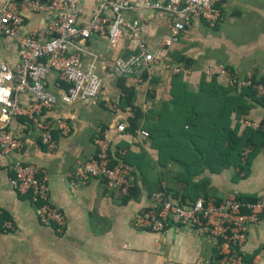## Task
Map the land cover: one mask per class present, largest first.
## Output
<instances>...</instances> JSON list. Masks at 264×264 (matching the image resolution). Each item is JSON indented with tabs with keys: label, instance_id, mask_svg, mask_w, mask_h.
<instances>
[{
	"label": "crops",
	"instance_id": "obj_1",
	"mask_svg": "<svg viewBox=\"0 0 264 264\" xmlns=\"http://www.w3.org/2000/svg\"><path fill=\"white\" fill-rule=\"evenodd\" d=\"M5 1L0 0V6ZM26 1L15 0L23 14L19 32L48 40L47 27L52 14L32 12ZM109 1L129 3L134 10L125 17L140 26L151 55L174 64H186L187 72L173 75L156 65L139 77H115L116 61L137 52L126 33L116 45L100 35L79 44L83 50V68L92 67L102 81L101 94L96 100L68 103L65 100L68 87L60 82L58 74L50 72L46 76L47 88L55 94L58 104L44 114V119L53 125L65 121L71 127V134L62 137L55 133L59 148L51 153L27 118L11 120L9 129L19 134L24 148L11 157L0 151V210L3 222L13 224L7 232L0 226V264H264V220L250 226L247 242L235 251L176 221L169 223L163 236L135 229L133 216L151 205V194L160 187L180 188L173 181L180 167L173 162L171 152L162 150V141L148 139L132 145L131 135L116 132L120 124L129 126L134 117L133 108L143 116L140 129L157 123V113L172 100L175 84L182 82L189 92L198 93L204 80L209 83L215 79L233 100L231 107L235 110H231L228 120L231 129L236 130L235 139L243 138L247 144L242 150L250 148V153L244 164L241 160L238 163L235 156L228 162L222 154L212 161L204 158L191 181L197 198H211L215 202L230 195L243 202L264 198V134L245 129L238 122L241 118L264 119V99L249 90L243 93L245 89L241 86H229L225 80L205 74L208 65L214 64L229 70L239 82L247 79L263 82L264 0H221L218 6L221 16L214 26L194 18L179 43L169 49L162 47V41L171 27L170 15L144 9L143 0H79L78 23H88L103 6V14L112 17ZM18 60L19 50L14 40L1 37L0 69L6 66L12 70ZM125 93L130 94L126 103ZM31 101L27 95L21 97L22 103ZM147 116L151 121L147 122ZM105 133L114 141L112 157L128 162L134 169L135 187L130 197L107 190L103 181L70 184V174L96 159V140ZM19 161L46 171L51 202L66 220L61 232L41 224L31 197L19 194L10 185L13 164ZM193 195L190 192V197Z\"/></svg>",
	"mask_w": 264,
	"mask_h": 264
},
{
	"label": "built area",
	"instance_id": "obj_2",
	"mask_svg": "<svg viewBox=\"0 0 264 264\" xmlns=\"http://www.w3.org/2000/svg\"><path fill=\"white\" fill-rule=\"evenodd\" d=\"M221 0H143L144 9L159 11L170 15L171 27L162 41L163 48H172L179 43L186 26L199 18L208 25L214 26L220 19L219 3ZM79 0H49L41 3L27 0L26 7L32 12L47 11L52 14L48 24L50 38L42 41L34 34H21L23 14L15 0H6L0 6V38L9 37L14 40L19 50V60L12 70L6 66L0 69V151L7 157L19 154L24 144L19 134L9 129L11 120L25 117L39 132L43 146L49 152L59 148L55 136L71 134V127L63 120L52 124L44 119V114L53 111L58 99L48 90L46 76L56 72L63 85L68 87L65 100L68 103H86L96 100L101 94L102 81L95 70L83 68V50L79 44L95 35L106 37L112 45L119 43L128 33L135 43L137 52L128 59H119L113 68L117 78L139 77L160 65L173 75L187 72L181 64L159 59L151 55L137 23L128 21L126 13L134 8L129 3L109 1L112 17L103 14L102 9L85 24H79ZM208 77L225 80L229 86L250 88L255 95L264 99V81L251 79L237 81L236 77L221 66L210 64L205 69ZM27 95L32 101L22 103L21 97ZM110 110L114 107L109 106ZM243 128L264 134V119L252 121L239 119ZM127 126L120 124L116 132L126 134ZM148 140V134L138 129L131 136V144ZM113 139L105 133L96 140L97 157L88 164L78 167L68 176L71 185L85 184L87 181H103L107 190L127 198L134 189V169L119 159L112 157ZM250 148L242 150L241 163L244 164ZM10 185L22 195H28L35 203V213L39 222L61 232L66 220L61 210L51 202V189L46 171L36 165L15 162L12 167ZM151 205L136 212L132 224L137 230H143L163 236L171 221L182 227H188L201 236H209L221 246L235 249L247 242L250 226L264 220V198L254 202H243L234 195L221 202L211 198L198 197L189 203H180L172 197L153 193ZM0 226L4 231H11V221L2 220L0 210Z\"/></svg>",
	"mask_w": 264,
	"mask_h": 264
},
{
	"label": "trees",
	"instance_id": "obj_3",
	"mask_svg": "<svg viewBox=\"0 0 264 264\" xmlns=\"http://www.w3.org/2000/svg\"><path fill=\"white\" fill-rule=\"evenodd\" d=\"M184 67L187 65L184 64ZM244 89L243 93L248 92L247 90L254 92L250 88ZM126 93L123 98L125 103L126 98H130V94ZM232 103L233 100L226 96V89L217 84L215 79L209 83L204 80L198 93L189 92L187 85L182 82L174 85L172 100L163 104L157 113L158 122L141 128L148 133V139L153 142L162 141V150L166 148L171 152L173 162L180 167V173L173 178L180 188L160 187L155 193L172 197L180 203L194 201L197 191L191 181L204 158L212 161L222 154L228 162H232L230 159L235 156L239 163L240 152L247 143L243 138L235 139L236 130L230 127L228 116L231 110H235L231 107ZM133 114L126 131L131 136L140 129L139 121L143 118L135 108ZM146 120L151 121L149 116ZM123 162L131 166L128 162ZM133 191L134 189L131 192ZM190 192L194 194L192 197ZM187 197L190 199H186Z\"/></svg>",
	"mask_w": 264,
	"mask_h": 264
},
{
	"label": "rangeland",
	"instance_id": "obj_4",
	"mask_svg": "<svg viewBox=\"0 0 264 264\" xmlns=\"http://www.w3.org/2000/svg\"><path fill=\"white\" fill-rule=\"evenodd\" d=\"M206 74V73H205ZM143 131H145V130H143ZM146 132V131H145ZM147 133V132H146ZM148 134V133H147Z\"/></svg>",
	"mask_w": 264,
	"mask_h": 264
}]
</instances>
